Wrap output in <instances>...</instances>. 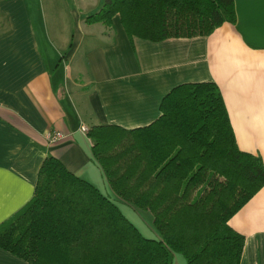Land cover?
<instances>
[{
    "label": "trees",
    "instance_id": "obj_1",
    "mask_svg": "<svg viewBox=\"0 0 264 264\" xmlns=\"http://www.w3.org/2000/svg\"><path fill=\"white\" fill-rule=\"evenodd\" d=\"M119 15L129 38L208 36L236 24L235 0H106L93 22ZM92 154L113 190L149 211L147 237L91 181L48 156L32 199L0 224V247L29 264H241L246 237L230 219L264 187V160L242 150L219 85L175 86L152 123L93 125Z\"/></svg>",
    "mask_w": 264,
    "mask_h": 264
},
{
    "label": "crops",
    "instance_id": "obj_2",
    "mask_svg": "<svg viewBox=\"0 0 264 264\" xmlns=\"http://www.w3.org/2000/svg\"><path fill=\"white\" fill-rule=\"evenodd\" d=\"M62 1L49 0L41 29L29 0H0V224L32 199L48 156L99 187L130 220L151 215L113 190L82 127L148 125L182 83L216 82L240 148L264 160V0H235L236 24L225 22L211 35L162 41H132L119 15L100 26L99 39L101 22L88 19L89 8L78 13V0L69 41ZM46 35L55 43L44 47ZM54 130L65 136L51 142ZM230 224L246 237L241 264H264V187ZM0 264L29 263L0 247ZM172 264L187 261L175 256Z\"/></svg>",
    "mask_w": 264,
    "mask_h": 264
},
{
    "label": "rangeland",
    "instance_id": "obj_3",
    "mask_svg": "<svg viewBox=\"0 0 264 264\" xmlns=\"http://www.w3.org/2000/svg\"><path fill=\"white\" fill-rule=\"evenodd\" d=\"M105 1L106 0H78L77 1L78 13L80 12V8H84V9L89 8V9H91L90 15H93V14L100 11V9L103 7ZM29 2L31 3L35 19L36 20L38 19L37 22L40 23V28L43 29L42 21H41L40 17H41V13H45V10H47L46 13H48L49 0H29ZM74 2L76 3L75 0H64V1L60 2L62 4L63 3L65 4V6L61 5V6H64L63 8L65 10L60 11V12H62L64 19H65V22L70 23L69 25L66 24L63 27L64 31L67 35V39L69 41H71V39H72V37L70 38L69 33L73 30V26H72L71 22L73 21V19H75L74 11H72V8L74 6ZM46 6H47V8H46ZM60 10H61V8H60ZM103 24L104 23L101 22V23L97 24L95 27V31L98 32L97 37H99V39H101L100 34H101V29H102V27H100V26H104ZM84 27H85L86 31L88 32L89 27H87L86 24ZM41 39L43 40V46L44 47L49 45L48 40H50L52 43H55L52 39H48V35L41 36ZM131 217H132L131 221H133L142 230V232L147 237L154 238V239H159L161 237L160 233L154 227L153 218L151 215L145 216L143 214V217H139V216H131ZM175 256H180V257L185 259V257L182 254L177 253V252H173V258Z\"/></svg>",
    "mask_w": 264,
    "mask_h": 264
},
{
    "label": "built area",
    "instance_id": "obj_4",
    "mask_svg": "<svg viewBox=\"0 0 264 264\" xmlns=\"http://www.w3.org/2000/svg\"><path fill=\"white\" fill-rule=\"evenodd\" d=\"M82 130L88 132L89 128L87 126H83ZM64 136H65V133L63 131H60V130H54V131H50L48 133V139L51 142H56V141L62 139Z\"/></svg>",
    "mask_w": 264,
    "mask_h": 264
}]
</instances>
